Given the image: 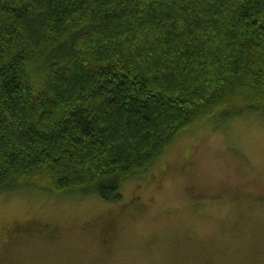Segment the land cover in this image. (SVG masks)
<instances>
[{"label": "trees", "instance_id": "1", "mask_svg": "<svg viewBox=\"0 0 264 264\" xmlns=\"http://www.w3.org/2000/svg\"><path fill=\"white\" fill-rule=\"evenodd\" d=\"M252 113L264 0H0V193L112 205L185 131Z\"/></svg>", "mask_w": 264, "mask_h": 264}, {"label": "rangeland", "instance_id": "2", "mask_svg": "<svg viewBox=\"0 0 264 264\" xmlns=\"http://www.w3.org/2000/svg\"><path fill=\"white\" fill-rule=\"evenodd\" d=\"M224 119L185 131L112 205L96 195L0 193V264H264V115ZM131 201L139 212L124 210L103 245V218ZM25 219L52 236L9 242L4 227Z\"/></svg>", "mask_w": 264, "mask_h": 264}, {"label": "flooded vegetation", "instance_id": "3", "mask_svg": "<svg viewBox=\"0 0 264 264\" xmlns=\"http://www.w3.org/2000/svg\"><path fill=\"white\" fill-rule=\"evenodd\" d=\"M116 221H117V219H116ZM22 223H23V228L20 227L21 229H19L18 222H13V223H11L9 225L8 230L9 229L11 230L13 236H17V237L22 236V234H20V233L18 235L16 234V228H18L19 231H23L26 228L27 229H32V231H34V232H37V231L41 230L42 228L45 229V230L47 229V226H45V225L44 226H39L38 224H35L32 219H25V220L22 221Z\"/></svg>", "mask_w": 264, "mask_h": 264}, {"label": "bare ground", "instance_id": "4", "mask_svg": "<svg viewBox=\"0 0 264 264\" xmlns=\"http://www.w3.org/2000/svg\"><path fill=\"white\" fill-rule=\"evenodd\" d=\"M54 196H57V197H59V195H54ZM10 225V224H9ZM9 225L8 226H5L4 227V235H5V237L8 239V241L9 242H12L15 238H21L22 236H19V237H17V236H13L12 235V232H11V230L9 229L8 230V228H9ZM40 226V225H39ZM45 226H47L48 227V225H45ZM50 228V227H49ZM51 230V232L53 233V229L51 228L50 229ZM40 231V230H39ZM22 234V235H31V234H38L39 232L37 231V232H34V231H32V229H25V230H23V231H20V232H17L16 231V234L18 235V234Z\"/></svg>", "mask_w": 264, "mask_h": 264}]
</instances>
